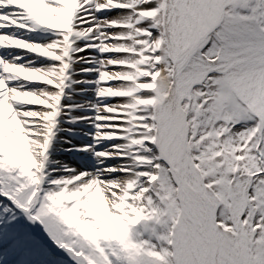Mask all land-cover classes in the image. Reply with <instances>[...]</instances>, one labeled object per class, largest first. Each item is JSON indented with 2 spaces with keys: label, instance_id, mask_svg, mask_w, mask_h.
<instances>
[{
  "label": "snow or ice",
  "instance_id": "obj_1",
  "mask_svg": "<svg viewBox=\"0 0 264 264\" xmlns=\"http://www.w3.org/2000/svg\"><path fill=\"white\" fill-rule=\"evenodd\" d=\"M0 264H264V0H0Z\"/></svg>",
  "mask_w": 264,
  "mask_h": 264
}]
</instances>
